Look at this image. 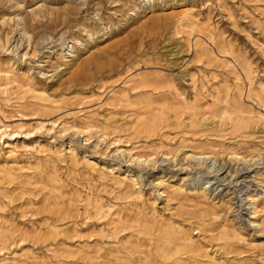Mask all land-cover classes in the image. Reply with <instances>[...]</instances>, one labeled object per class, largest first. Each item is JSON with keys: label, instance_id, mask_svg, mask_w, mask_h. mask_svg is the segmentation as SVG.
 I'll return each instance as SVG.
<instances>
[{"label": "rangeland", "instance_id": "obj_1", "mask_svg": "<svg viewBox=\"0 0 264 264\" xmlns=\"http://www.w3.org/2000/svg\"><path fill=\"white\" fill-rule=\"evenodd\" d=\"M0 264H264V0H0Z\"/></svg>", "mask_w": 264, "mask_h": 264}, {"label": "bare ground", "instance_id": "obj_2", "mask_svg": "<svg viewBox=\"0 0 264 264\" xmlns=\"http://www.w3.org/2000/svg\"><path fill=\"white\" fill-rule=\"evenodd\" d=\"M57 18H58V17H57ZM57 18H56V19H57ZM54 19H55V18H54ZM59 19H60V18H59ZM163 251H164V249H163ZM168 254H169V253H168ZM157 256H159V255H157ZM163 256L165 257L166 255L164 254ZM153 258H154V257H153ZM159 258H160V256H159ZM155 259H156V258H155ZM160 260H161V259H160ZM156 261L158 262L157 259H156ZM156 261H155V262H156Z\"/></svg>", "mask_w": 264, "mask_h": 264}]
</instances>
